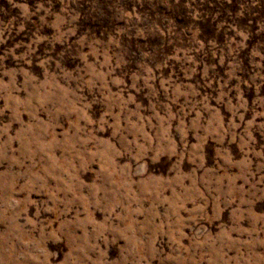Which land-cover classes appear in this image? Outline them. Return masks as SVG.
<instances>
[{"label": "rangeland", "instance_id": "obj_1", "mask_svg": "<svg viewBox=\"0 0 264 264\" xmlns=\"http://www.w3.org/2000/svg\"><path fill=\"white\" fill-rule=\"evenodd\" d=\"M0 264H264V0H0Z\"/></svg>", "mask_w": 264, "mask_h": 264}]
</instances>
